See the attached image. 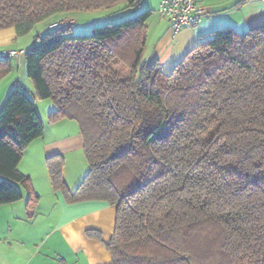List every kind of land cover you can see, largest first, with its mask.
<instances>
[{"label": "trees", "instance_id": "16d2710c", "mask_svg": "<svg viewBox=\"0 0 264 264\" xmlns=\"http://www.w3.org/2000/svg\"><path fill=\"white\" fill-rule=\"evenodd\" d=\"M121 4L135 12L141 1L0 0V31L22 38L62 15ZM151 16L84 36L57 26L24 53L36 99L54 106L48 123L75 122L83 142L87 172L73 192L63 157L45 159L51 189L68 205L115 208L111 264H264V25L214 31L164 74L143 61ZM12 71L0 59V80ZM43 134L14 84L0 108V206L21 201V188L35 211L18 166Z\"/></svg>", "mask_w": 264, "mask_h": 264}, {"label": "crops", "instance_id": "0c3cea01", "mask_svg": "<svg viewBox=\"0 0 264 264\" xmlns=\"http://www.w3.org/2000/svg\"><path fill=\"white\" fill-rule=\"evenodd\" d=\"M139 1L144 10L152 12L147 22L143 61H157L164 74H169L214 31L229 28L243 33L264 25V0H197L206 15L195 26L181 29L173 37L169 23L153 15L152 9H158L160 0ZM74 19L75 14L71 13L40 24L33 29L37 32L33 40L23 43L13 29L0 31V59L11 51L28 52L35 37L53 29L57 21H69L72 26ZM9 59L13 71L0 80V108L8 91L18 84L33 100L44 134L25 150L18 166V171L31 179L39 197L35 211L26 210L25 194L19 187L23 199L0 206V264H58L59 260L63 264H111L104 244L113 233L115 208L103 202L66 204L60 193L52 191L45 167L47 157L62 156L63 180L68 189L75 191L87 172L78 126L67 120L49 124L48 115L54 110L52 102L36 99L24 57ZM89 231L98 232L101 241L88 237Z\"/></svg>", "mask_w": 264, "mask_h": 264}, {"label": "built area", "instance_id": "2783aa9c", "mask_svg": "<svg viewBox=\"0 0 264 264\" xmlns=\"http://www.w3.org/2000/svg\"><path fill=\"white\" fill-rule=\"evenodd\" d=\"M158 16L170 25L172 36L187 27L195 26L205 15L206 11L197 4V0H160ZM68 22L58 21L53 27H67ZM24 55L23 51L5 53L6 58H17Z\"/></svg>", "mask_w": 264, "mask_h": 264}, {"label": "rangeland", "instance_id": "374dc122", "mask_svg": "<svg viewBox=\"0 0 264 264\" xmlns=\"http://www.w3.org/2000/svg\"><path fill=\"white\" fill-rule=\"evenodd\" d=\"M124 6H125L124 4H121L111 10H99V11H92V12H75L74 13L75 14L74 24L70 28L71 30L70 34L75 35V36L88 35L91 33V31L94 28H99V27H103L109 24H114L119 21L125 20L127 18L133 17L137 14H140L144 11H150L149 9L144 10L143 4H141V6L135 12H132L130 9H124L123 8ZM152 6H154V4H152ZM152 10H153V15L158 16V13H157L158 9H152ZM161 20L163 21V19ZM67 22L68 24H70L69 21ZM48 32L49 31L43 33V35ZM36 33H37L36 30H33L29 35L19 38V39L21 43H23L24 41H31L33 40L34 36H36ZM22 73L24 76V73H25L24 69ZM80 183L81 182H79L78 184Z\"/></svg>", "mask_w": 264, "mask_h": 264}, {"label": "water", "instance_id": "95a60500", "mask_svg": "<svg viewBox=\"0 0 264 264\" xmlns=\"http://www.w3.org/2000/svg\"><path fill=\"white\" fill-rule=\"evenodd\" d=\"M137 1H139V0H137Z\"/></svg>", "mask_w": 264, "mask_h": 264}]
</instances>
